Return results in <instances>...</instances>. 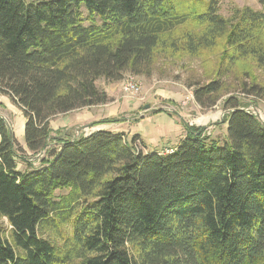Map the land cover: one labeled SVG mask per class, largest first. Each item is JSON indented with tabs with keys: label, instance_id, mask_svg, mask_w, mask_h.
Instances as JSON below:
<instances>
[{
	"label": "trees",
	"instance_id": "obj_1",
	"mask_svg": "<svg viewBox=\"0 0 264 264\" xmlns=\"http://www.w3.org/2000/svg\"><path fill=\"white\" fill-rule=\"evenodd\" d=\"M220 1L0 0V93L21 110L22 150L40 162L17 167L0 114V264H264V123L235 97L222 103L221 144L187 124L164 151H145L138 134L52 135L49 124L108 103L98 79L148 76L187 24L199 28L186 32L189 52L224 36L231 57L261 59L264 0L229 18ZM221 86L195 88V102L211 106Z\"/></svg>",
	"mask_w": 264,
	"mask_h": 264
},
{
	"label": "rangeland",
	"instance_id": "obj_2",
	"mask_svg": "<svg viewBox=\"0 0 264 264\" xmlns=\"http://www.w3.org/2000/svg\"><path fill=\"white\" fill-rule=\"evenodd\" d=\"M243 6L261 9L257 0H221L218 12L225 18H229L235 7L241 8ZM85 15L86 12L84 11L83 16L85 17ZM198 30V27L187 24L174 31L171 37L176 40L177 46L166 43L156 51L148 76L133 75L140 83V91L134 96L146 95L149 103L152 99H157L159 101L157 106H167L166 104L171 103L177 108L172 113L173 115L184 113L188 119L186 122L188 126L202 127L204 134L210 135L211 140L221 144L224 139H227V124L222 123L223 115L227 111L222 108V103L229 96L235 97L240 105L251 111L259 121L264 123V94L257 89L258 87L264 89V32L258 35L260 46L258 53L262 55L259 59L258 55L241 58L231 57L230 54L233 49L226 44L224 36L217 39L215 44L211 46L189 52L183 46L186 32L196 35ZM124 75L125 78L132 74L126 72ZM213 80L221 81V89L216 93L215 103L203 108L195 102L193 90ZM121 81H118L119 85ZM96 84L102 87V84L105 83L103 79H98ZM119 95L124 94L122 92ZM126 95L129 96V94ZM0 99V114L10 124L18 149H20L17 167L23 170L27 166V162H30L32 166H39L40 162L34 156L32 157L31 154L22 150L24 136L23 131L19 133L18 126L20 118L23 117L21 110L7 95L0 93ZM112 100L110 98V101ZM206 116L208 119L203 121ZM150 119L140 120L141 125L149 130L153 124ZM128 127L131 131L130 136L139 133V124L136 122L132 121ZM180 137V135L178 137L173 136L170 143L176 144ZM0 227L4 229L8 227L6 219L1 216ZM45 235L60 242L52 231Z\"/></svg>",
	"mask_w": 264,
	"mask_h": 264
},
{
	"label": "crops",
	"instance_id": "obj_3",
	"mask_svg": "<svg viewBox=\"0 0 264 264\" xmlns=\"http://www.w3.org/2000/svg\"><path fill=\"white\" fill-rule=\"evenodd\" d=\"M102 88L113 99L112 101L93 107L76 109L51 118L49 124L52 135H55L56 132L61 134L67 132L71 137H74L80 134H88L96 129H106L124 132L126 137L130 138L131 131L128 126L133 121L139 124V133L136 134L143 141L145 151H164L175 145L170 143L173 136L178 137L185 134L184 124L188 121L187 116L181 110L183 114L173 115L172 113L177 108L171 103L166 104L167 106H157L159 101L152 99L149 103L146 95L141 97L128 96L125 93L119 95L122 93L119 82L102 84ZM112 118L115 120L91 125L93 122ZM145 118H151L150 121L153 124L150 130L141 125L140 120ZM24 122L25 118H20L19 133L23 131ZM22 147L24 148V144Z\"/></svg>",
	"mask_w": 264,
	"mask_h": 264
},
{
	"label": "built area",
	"instance_id": "obj_4",
	"mask_svg": "<svg viewBox=\"0 0 264 264\" xmlns=\"http://www.w3.org/2000/svg\"><path fill=\"white\" fill-rule=\"evenodd\" d=\"M120 89L123 93L134 96L140 91V83L133 75H127L122 79Z\"/></svg>",
	"mask_w": 264,
	"mask_h": 264
},
{
	"label": "water",
	"instance_id": "obj_5",
	"mask_svg": "<svg viewBox=\"0 0 264 264\" xmlns=\"http://www.w3.org/2000/svg\"><path fill=\"white\" fill-rule=\"evenodd\" d=\"M3 117V116H2ZM5 123H6V126L7 128L9 129V131H11V127H10V124L7 122V120L5 119V117H3Z\"/></svg>",
	"mask_w": 264,
	"mask_h": 264
},
{
	"label": "bare ground",
	"instance_id": "obj_6",
	"mask_svg": "<svg viewBox=\"0 0 264 264\" xmlns=\"http://www.w3.org/2000/svg\"><path fill=\"white\" fill-rule=\"evenodd\" d=\"M209 117H211V116H209ZM207 119H208V117L206 116L203 121H206Z\"/></svg>",
	"mask_w": 264,
	"mask_h": 264
}]
</instances>
